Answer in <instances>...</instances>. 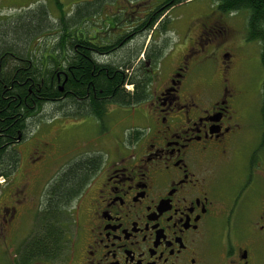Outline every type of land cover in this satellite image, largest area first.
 <instances>
[{
  "label": "flooded vegetation",
  "instance_id": "af4514ba",
  "mask_svg": "<svg viewBox=\"0 0 264 264\" xmlns=\"http://www.w3.org/2000/svg\"><path fill=\"white\" fill-rule=\"evenodd\" d=\"M196 1L81 0L76 6L84 5L86 15L70 30L92 47V56L103 58L99 64L123 53L138 57L131 71L142 63L153 76L166 52L185 46L177 34L173 48H164L171 25L167 15L185 4L202 8ZM57 4L62 1L0 0V25L43 10L53 26L33 36L26 52L33 57L48 54L57 35L58 16L52 18ZM9 5L13 12H7ZM214 13L219 19L224 16L216 7L209 16ZM196 20L190 18L189 25ZM197 25L192 46L165 84L153 94L152 82L146 85L143 101L127 107L135 118L139 114L140 124L127 137L117 138L112 153L90 145L95 150L57 172L75 162L93 164L68 206L71 224L60 256H24L33 232L10 264H264V63L259 53L258 84H236L243 59L216 47L210 52H216L219 79L198 84L193 69L199 66L201 71L212 59L206 51L225 40L228 30L214 20ZM155 34H163L164 42H152ZM47 35L48 47L33 41ZM240 41L248 42L246 32ZM124 88L133 91L132 85ZM77 113L76 118L71 113L72 120L88 116L101 128L92 114ZM32 155L19 183L12 185L10 176L2 179L9 195L0 209V248L14 244L21 215L36 219L47 208L46 196L56 182L57 174L46 184L38 183L39 168L51 164L48 144H36Z\"/></svg>",
  "mask_w": 264,
  "mask_h": 264
},
{
  "label": "trees",
  "instance_id": "16d2710c",
  "mask_svg": "<svg viewBox=\"0 0 264 264\" xmlns=\"http://www.w3.org/2000/svg\"><path fill=\"white\" fill-rule=\"evenodd\" d=\"M215 7L225 15L247 13V41L260 44L264 63V0H215ZM56 10L57 35L48 54L33 57L26 52L30 39L52 25L43 10L37 16L0 25V179L11 176L17 168L19 155L13 146L25 141L30 123L44 108L57 106L67 119L72 112L73 118L78 117L76 112L80 111L102 122L104 105L139 104L153 79L142 63L136 71L130 70L138 58L132 55L122 53L109 64H99L103 58L92 56V47L70 30L86 15L84 5L76 6L71 17L60 4ZM155 54L152 59L158 62L160 57ZM128 85H132V92L125 90ZM92 165L75 162L57 174L46 196L47 208L35 219L32 243L24 256L50 258L54 252L60 256L71 224L68 206L89 179ZM20 251L23 249L17 254Z\"/></svg>",
  "mask_w": 264,
  "mask_h": 264
},
{
  "label": "rangeland",
  "instance_id": "374dc122",
  "mask_svg": "<svg viewBox=\"0 0 264 264\" xmlns=\"http://www.w3.org/2000/svg\"><path fill=\"white\" fill-rule=\"evenodd\" d=\"M60 1H62L64 12L69 14L74 12L77 1L79 2L81 0ZM196 5L202 8L197 7L198 9H193L192 5L185 4L178 9L172 10L167 15L171 25L168 27L166 37L163 34L162 38L157 34L153 36L152 42L154 43H158L160 40L162 43L164 41L166 42L164 48H167V51L173 48V40L177 34L182 39L180 45L185 44V46L179 49L174 48L169 53L166 52L164 58L159 63L160 67L158 72L156 71L155 75H153L149 92L153 94L161 84H165L172 74L174 67L178 65L182 55L185 54L186 48L192 46L191 39L195 38V34L198 32L197 24L200 22L210 24L213 20L225 26L228 30V35L225 40L218 41L220 42L218 45L206 51L212 59L203 64L204 66L201 71H198L199 66H194L193 76H195V80L198 84H216L221 69L217 68L219 62L218 58H215L214 55L216 52H211L217 47L218 49H222L223 53L237 55L240 61L243 59L241 69L238 70L233 80L236 84H258L262 76V68L258 62L260 44L258 42L241 43L240 41L243 33L246 32L247 13L224 14L220 19L217 18V13H214L213 18H211L209 13L215 9V0H197ZM9 6L10 9L7 12H13L14 10L11 8V5ZM15 9L14 13L19 8ZM52 11V18L57 17L58 12L54 9ZM192 17L197 19L193 23L195 25H189V19ZM176 27L179 30L175 29ZM171 28L177 31L174 32ZM42 37L44 38L33 41L37 42V44L41 42L44 48L48 47L51 43V37L49 35ZM230 43H233L231 47H229ZM222 61L224 62L225 60ZM61 112L58 111L57 106L44 108L30 123V129L27 132L25 141L20 142L14 147L18 152L19 161L17 168L13 171L9 179L12 185L19 183L26 174V167L29 165L31 158H33L32 153L36 144L46 143L49 146L51 164L40 167L38 174V183L46 184L47 179L54 177L68 161L77 158L84 152L87 153L89 150H95V147L90 145H97L101 148L105 147L112 153L114 151L113 145L117 138L122 140L125 136L127 137L132 127L141 122L139 114L135 118L132 110L127 107L115 108L114 106H107L104 120L101 122V128L97 123L98 121L92 120L88 116L72 120L65 118L64 115L62 116ZM135 113H138V111ZM102 131L105 134L100 135ZM8 195L9 192L7 188L5 189V181L0 179V209L6 200L5 198H8ZM33 216L30 213L28 216L21 215L19 228L12 237L14 244L9 245L8 248H0V264H10V261L15 260L18 246L23 241L29 239L36 228V222Z\"/></svg>",
  "mask_w": 264,
  "mask_h": 264
}]
</instances>
